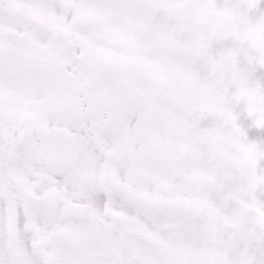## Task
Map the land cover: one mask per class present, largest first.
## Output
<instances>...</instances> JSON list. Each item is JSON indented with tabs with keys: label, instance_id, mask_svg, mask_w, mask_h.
Instances as JSON below:
<instances>
[{
	"label": "snow or ice",
	"instance_id": "obj_1",
	"mask_svg": "<svg viewBox=\"0 0 264 264\" xmlns=\"http://www.w3.org/2000/svg\"><path fill=\"white\" fill-rule=\"evenodd\" d=\"M0 264H264V0H0Z\"/></svg>",
	"mask_w": 264,
	"mask_h": 264
}]
</instances>
